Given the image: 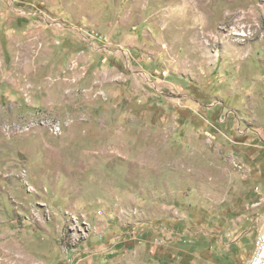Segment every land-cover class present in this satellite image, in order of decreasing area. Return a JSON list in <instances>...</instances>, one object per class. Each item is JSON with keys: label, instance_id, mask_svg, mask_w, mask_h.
<instances>
[{"label": "rangeland", "instance_id": "obj_1", "mask_svg": "<svg viewBox=\"0 0 264 264\" xmlns=\"http://www.w3.org/2000/svg\"><path fill=\"white\" fill-rule=\"evenodd\" d=\"M263 177L264 0H0V264H240Z\"/></svg>", "mask_w": 264, "mask_h": 264}, {"label": "built area", "instance_id": "obj_2", "mask_svg": "<svg viewBox=\"0 0 264 264\" xmlns=\"http://www.w3.org/2000/svg\"><path fill=\"white\" fill-rule=\"evenodd\" d=\"M241 264H264V231L256 233L252 252Z\"/></svg>", "mask_w": 264, "mask_h": 264}, {"label": "crops", "instance_id": "obj_3", "mask_svg": "<svg viewBox=\"0 0 264 264\" xmlns=\"http://www.w3.org/2000/svg\"><path fill=\"white\" fill-rule=\"evenodd\" d=\"M260 183H261V187H259V188L256 189V194H264V177L261 178ZM258 204H259V206L257 207V209H255V211L256 212H259V214H258V217L255 219V223H254V226L256 227L257 232L258 231H264V202H259ZM253 242H254V239L251 242L252 249H253ZM252 249H251L250 253L248 254V256L251 254ZM248 256L246 258H244L241 261V263L245 259H247Z\"/></svg>", "mask_w": 264, "mask_h": 264}]
</instances>
